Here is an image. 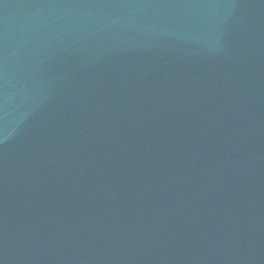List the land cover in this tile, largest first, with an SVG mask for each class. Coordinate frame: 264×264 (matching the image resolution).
<instances>
[{
	"label": "water",
	"instance_id": "obj_1",
	"mask_svg": "<svg viewBox=\"0 0 264 264\" xmlns=\"http://www.w3.org/2000/svg\"><path fill=\"white\" fill-rule=\"evenodd\" d=\"M0 264H264V0H0Z\"/></svg>",
	"mask_w": 264,
	"mask_h": 264
}]
</instances>
